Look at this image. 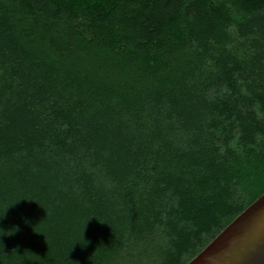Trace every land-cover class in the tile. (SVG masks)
I'll return each instance as SVG.
<instances>
[{"label":"trees","instance_id":"trees-1","mask_svg":"<svg viewBox=\"0 0 264 264\" xmlns=\"http://www.w3.org/2000/svg\"><path fill=\"white\" fill-rule=\"evenodd\" d=\"M263 181L264 0H0V264H188Z\"/></svg>","mask_w":264,"mask_h":264},{"label":"water","instance_id":"water-1","mask_svg":"<svg viewBox=\"0 0 264 264\" xmlns=\"http://www.w3.org/2000/svg\"><path fill=\"white\" fill-rule=\"evenodd\" d=\"M188 264H264V194Z\"/></svg>","mask_w":264,"mask_h":264},{"label":"rangeland","instance_id":"rangeland-1","mask_svg":"<svg viewBox=\"0 0 264 264\" xmlns=\"http://www.w3.org/2000/svg\"><path fill=\"white\" fill-rule=\"evenodd\" d=\"M263 182H264V181H263ZM263 182H262V183H263Z\"/></svg>","mask_w":264,"mask_h":264}]
</instances>
